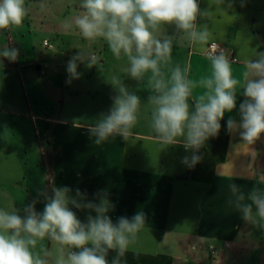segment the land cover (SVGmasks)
Returning <instances> with one entry per match:
<instances>
[{"label":"crops","instance_id":"0c3cea01","mask_svg":"<svg viewBox=\"0 0 264 264\" xmlns=\"http://www.w3.org/2000/svg\"><path fill=\"white\" fill-rule=\"evenodd\" d=\"M40 1L24 0L27 18L19 27L0 30V51L18 50L15 60L0 56V207H16L23 216V208L36 201V211L42 212L46 200L40 193L51 196L53 188L67 187L77 199V190L97 203L98 196L106 197L114 223L144 213L146 224L121 264H223L236 257V249L241 257L248 250L244 232L255 224L234 207L229 185L236 184L246 197L254 187L264 190V136L250 145L239 130L227 129L228 119L240 121L239 105L246 99L242 87L236 110L226 114L220 133L200 150V162L188 167L182 158L192 153L182 144H162L151 127L147 76L133 80L126 57L116 58L102 39L86 41L72 23L82 0H43L76 8L55 24L48 17L35 18ZM198 3L202 13H210L201 15L198 25L207 26L211 42L235 59L233 76L242 84L244 61L264 52V0ZM157 35L174 40L166 74L179 65L190 66L192 80L210 75V62L175 26ZM78 52L98 62L91 69L80 64V75L68 83L66 66ZM122 85L141 99L133 135L97 145L89 128L111 109L118 94L114 87ZM202 91L194 89L193 96ZM72 210L87 222V209ZM45 245L55 255L57 246ZM115 255L109 252V264Z\"/></svg>","mask_w":264,"mask_h":264},{"label":"clouds","instance_id":"9594fccd","mask_svg":"<svg viewBox=\"0 0 264 264\" xmlns=\"http://www.w3.org/2000/svg\"><path fill=\"white\" fill-rule=\"evenodd\" d=\"M81 8L72 23L83 38L102 39L116 58L126 57L133 80L141 82L147 76L151 127L162 144H182L192 153L182 158L183 164L194 167L200 162V150L220 133L226 114L236 110L238 86L246 99L239 105V123L227 120L228 131L239 130L241 139L250 145L264 136V52L244 61L241 84L233 76L236 61L211 42L207 26L198 25L201 15H210L201 12L198 0H82ZM27 14L24 0H0V30L19 27ZM166 26H175L196 46L198 54L210 62V75L192 80L190 66L179 65L166 74L174 40L157 35ZM0 56L15 60L18 50L5 47ZM97 62L94 55L78 52L68 60L67 82L80 75V64L91 69ZM114 88L118 94L112 98L111 109L89 128L97 145L116 137L128 141L138 121L140 97L123 85ZM196 88L203 91L194 97ZM229 186L243 220L264 228V190L254 187L246 197L236 184ZM52 193H40L46 200L42 212L36 211V201L23 208V216L16 207H0V264H109L110 251L116 253L111 264H121L146 224L144 213L137 212L130 219L118 217L114 223L106 197L98 196L97 203L77 190V199L67 187L53 188ZM73 208L88 210L86 223ZM45 241L57 246L55 255Z\"/></svg>","mask_w":264,"mask_h":264},{"label":"rangeland","instance_id":"374dc122","mask_svg":"<svg viewBox=\"0 0 264 264\" xmlns=\"http://www.w3.org/2000/svg\"><path fill=\"white\" fill-rule=\"evenodd\" d=\"M75 9H76L75 7L50 4L42 0L39 2L38 6L35 8L34 11L40 12V16H35L36 19L40 17H48L51 24H55L57 20L63 17L65 11L72 13ZM76 11L78 14H80L82 9L81 10L76 9ZM35 28L37 29L38 27L35 25ZM42 28L45 30L44 27ZM37 30L40 32L39 29ZM250 230L247 227L244 232L247 233V240L245 245H246V249L248 250L246 251L243 250L242 256L238 257L237 255H239L240 252H238V250L236 249L235 250L236 257L225 259L223 264H264V228L255 225Z\"/></svg>","mask_w":264,"mask_h":264},{"label":"built area","instance_id":"2783aa9c","mask_svg":"<svg viewBox=\"0 0 264 264\" xmlns=\"http://www.w3.org/2000/svg\"><path fill=\"white\" fill-rule=\"evenodd\" d=\"M45 44V46L46 47H48V48H52V46L48 43V42H45L44 43ZM220 48H222L224 51H225V49L221 46V45H219L218 43H216ZM231 60H233V61H235V59H233L232 57H229ZM209 251L211 252V253H214L215 254V249H214V247H210L209 248Z\"/></svg>","mask_w":264,"mask_h":264}]
</instances>
